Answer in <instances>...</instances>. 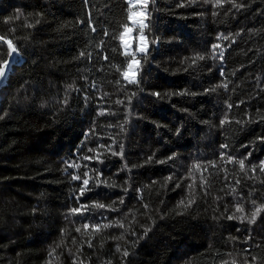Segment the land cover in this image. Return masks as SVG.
<instances>
[{
  "label": "trees",
  "instance_id": "obj_1",
  "mask_svg": "<svg viewBox=\"0 0 264 264\" xmlns=\"http://www.w3.org/2000/svg\"><path fill=\"white\" fill-rule=\"evenodd\" d=\"M130 10L0 0V264H264V0H149L135 83Z\"/></svg>",
  "mask_w": 264,
  "mask_h": 264
},
{
  "label": "snow or ice",
  "instance_id": "obj_2",
  "mask_svg": "<svg viewBox=\"0 0 264 264\" xmlns=\"http://www.w3.org/2000/svg\"><path fill=\"white\" fill-rule=\"evenodd\" d=\"M217 2H219V0H217ZM135 3L136 4H142L144 6V8H145V14L143 15V19L140 21V27H139L140 46L137 48V51L141 52V53H146L147 50H148V43L146 42L148 37L145 35L144 30L146 28H148V24L145 23L144 21L147 20L146 9H147V5L149 4V0H135ZM130 6H133V7L135 6V4L132 3V0H130ZM135 15H136V13H132V15L130 16V19L132 18V16H135ZM131 32H132V29H130L127 26H125L124 32L121 33V35H120V40H121V43H122V45L124 47V54L126 56L127 55H132L133 56L132 61H130L129 64H128L127 70L123 71L121 74H122V76L124 77L125 80H128L130 83H135L136 82L135 73H136V71L139 68V62L137 60H135V53H131L129 51L130 44L125 40V37L127 35H129ZM0 39H3V38H0ZM5 42L7 43L8 48L10 50V52H9L10 57L13 54L17 53L18 50L13 45V42L11 40H6ZM152 42L155 43L154 40ZM213 47L215 48V47H218V46L214 45ZM221 55H223V54L221 53ZM197 59H204V57L198 56ZM10 64H11V60L8 61L7 66L10 67ZM129 73H132L131 77L129 76ZM6 75H7V67L5 69H0V80L4 79L6 77ZM156 95H159V93H156ZM223 123H224V121H221V124H223ZM222 147H226V145H222ZM262 163H264V162H262ZM240 165H241V168H243L244 167V161H240ZM73 179L74 180L80 179V177L74 176ZM83 184L85 186H87L89 184V180L88 179H84L83 180ZM86 190H87L86 187L82 188L81 189V195H83L84 191H86ZM121 203H123V201H121ZM96 207L104 208L105 206L104 205H96ZM81 209H83L85 211L89 210L88 207L85 206V205H82ZM81 209H73L72 211H73V213H77V212H80ZM238 210H240V209H238ZM259 211H260V209H257V212H259ZM230 219H231V217H230ZM254 219H255V215L253 216V220ZM84 227L88 228L89 226L85 225ZM95 227H96V230H99V226H95ZM124 254L127 255L128 253L125 252Z\"/></svg>",
  "mask_w": 264,
  "mask_h": 264
},
{
  "label": "rangeland",
  "instance_id": "obj_3",
  "mask_svg": "<svg viewBox=\"0 0 264 264\" xmlns=\"http://www.w3.org/2000/svg\"><path fill=\"white\" fill-rule=\"evenodd\" d=\"M128 2L130 4V0H128ZM132 3L135 4V6L134 7L131 6V10L129 12V18H128L129 23L127 25L128 28L132 29V32L125 37V40L130 44L129 51L131 53H135V60L138 61V58H137L136 55L141 53V52L137 51V48L140 46L139 27H140V21L143 19V15L145 14V8H144V6L142 4H136L135 0H132ZM132 13H136V15L132 16V18L130 19V16L132 15ZM124 30H125V28H124ZM124 30H123V32H124ZM120 45H121L122 50L124 52V47H123V45L121 43V40H120ZM132 59H133V56H132ZM132 59L130 61H132ZM127 68H128V66H127ZM127 68H126V70H127ZM131 75H132V73H129L130 77H131ZM136 75H137V71L135 73V76Z\"/></svg>",
  "mask_w": 264,
  "mask_h": 264
},
{
  "label": "water",
  "instance_id": "obj_4",
  "mask_svg": "<svg viewBox=\"0 0 264 264\" xmlns=\"http://www.w3.org/2000/svg\"><path fill=\"white\" fill-rule=\"evenodd\" d=\"M0 38H1V37H0ZM5 41H6V39H0V42H2L3 44H5L6 47L8 48V45H7V43H6ZM8 50H9V48H8ZM9 52H10V50H9ZM16 55H17V53L13 54L11 57H10V55H9L7 61L2 65V67H1L0 69H5V68L7 67V71H8V68H9V67L7 66L8 61L11 60V64H12V63L14 62V59H15ZM11 64H10V65H11ZM0 82H1V80H0Z\"/></svg>",
  "mask_w": 264,
  "mask_h": 264
},
{
  "label": "bare ground",
  "instance_id": "obj_5",
  "mask_svg": "<svg viewBox=\"0 0 264 264\" xmlns=\"http://www.w3.org/2000/svg\"><path fill=\"white\" fill-rule=\"evenodd\" d=\"M257 6V5H256ZM257 9V8H256ZM176 108V107H175ZM210 160V159H209ZM209 175V174H208ZM135 232V231H134ZM234 239V238H233Z\"/></svg>",
  "mask_w": 264,
  "mask_h": 264
}]
</instances>
